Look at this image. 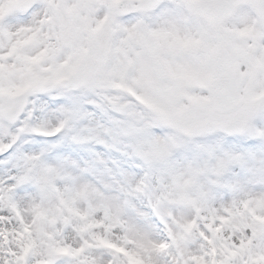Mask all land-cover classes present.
Here are the masks:
<instances>
[{
  "label": "snow or ice",
  "instance_id": "6c2138e0",
  "mask_svg": "<svg viewBox=\"0 0 264 264\" xmlns=\"http://www.w3.org/2000/svg\"><path fill=\"white\" fill-rule=\"evenodd\" d=\"M0 264H264V0H0Z\"/></svg>",
  "mask_w": 264,
  "mask_h": 264
}]
</instances>
